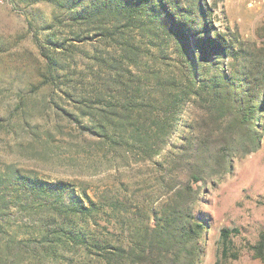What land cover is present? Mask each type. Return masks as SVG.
<instances>
[{
	"label": "trees",
	"instance_id": "16d2710c",
	"mask_svg": "<svg viewBox=\"0 0 264 264\" xmlns=\"http://www.w3.org/2000/svg\"><path fill=\"white\" fill-rule=\"evenodd\" d=\"M38 3L50 16L26 17L52 129L88 146L117 181L92 198L89 185L0 160V264H201L207 222L194 185L259 145L264 73L215 29L202 0L17 1ZM92 38L100 47L82 61ZM228 58L240 60L230 73ZM24 102L11 118L28 122ZM0 130L17 133L2 119ZM120 166L140 175L123 179ZM19 215L32 223L21 239L10 229ZM239 233L221 230L219 259L239 257ZM252 249L264 261V234Z\"/></svg>",
	"mask_w": 264,
	"mask_h": 264
},
{
	"label": "rangeland",
	"instance_id": "374dc122",
	"mask_svg": "<svg viewBox=\"0 0 264 264\" xmlns=\"http://www.w3.org/2000/svg\"><path fill=\"white\" fill-rule=\"evenodd\" d=\"M17 1L0 0V119L17 131L0 130V160L54 181H66L78 187L89 185L88 194L93 198L103 185L117 181V171L110 165L100 164L98 155L90 153L88 146L83 149L76 140L52 129L54 119L47 111L45 91L36 90L40 87L41 60L35 43L36 31L29 27L26 17V11L49 17L51 10L43 3L27 7L26 4L18 5ZM202 1L213 13L215 29L234 43L242 59L255 64L264 73V0ZM39 35L43 37L44 32L40 31ZM97 40L92 38L80 46L77 52L82 61L87 62L83 55H92L94 49L100 47ZM239 61L228 58L224 62L225 71L230 73V65ZM23 100L24 109L20 114L25 116L26 111L28 122L11 118L12 111ZM262 101L263 107L256 114L259 145L249 154L235 157L230 168L213 183L204 185L200 181L194 185L201 189L196 211L207 222L201 264H264L263 260L255 258L252 249L264 234V96ZM48 132L52 136H48ZM32 139L39 143L31 145ZM119 172L123 179L140 175V170L129 172L125 166H120ZM16 219L10 229L21 232V239L26 237L24 233L32 223L26 216L19 215ZM223 228L240 230L233 238L234 249L239 254L237 259H219ZM1 237L5 240L6 235L2 233Z\"/></svg>",
	"mask_w": 264,
	"mask_h": 264
}]
</instances>
